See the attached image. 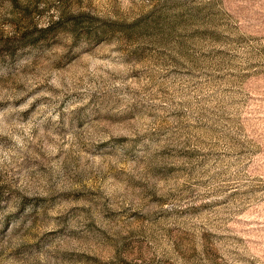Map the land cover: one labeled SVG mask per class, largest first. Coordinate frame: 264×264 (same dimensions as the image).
Masks as SVG:
<instances>
[{
  "label": "rangeland",
  "instance_id": "374dc122",
  "mask_svg": "<svg viewBox=\"0 0 264 264\" xmlns=\"http://www.w3.org/2000/svg\"><path fill=\"white\" fill-rule=\"evenodd\" d=\"M0 264H264V0H0Z\"/></svg>",
  "mask_w": 264,
  "mask_h": 264
}]
</instances>
